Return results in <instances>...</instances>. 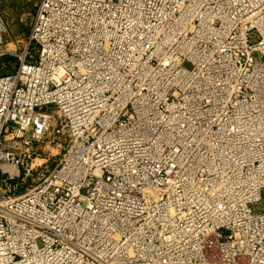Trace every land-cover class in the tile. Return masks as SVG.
Instances as JSON below:
<instances>
[{
	"label": "built area",
	"instance_id": "built-area-1",
	"mask_svg": "<svg viewBox=\"0 0 264 264\" xmlns=\"http://www.w3.org/2000/svg\"><path fill=\"white\" fill-rule=\"evenodd\" d=\"M17 60L0 264H264V0H39Z\"/></svg>",
	"mask_w": 264,
	"mask_h": 264
},
{
	"label": "rangeland",
	"instance_id": "rangeland-1",
	"mask_svg": "<svg viewBox=\"0 0 264 264\" xmlns=\"http://www.w3.org/2000/svg\"><path fill=\"white\" fill-rule=\"evenodd\" d=\"M38 2L39 0H0V24H2L3 39L0 45V75L16 71L17 57L27 45L32 18ZM185 66L190 68L189 64ZM64 148V144L43 142L39 145L36 159L29 165V172L23 175L21 169L16 195L23 194L54 169L64 153Z\"/></svg>",
	"mask_w": 264,
	"mask_h": 264
}]
</instances>
